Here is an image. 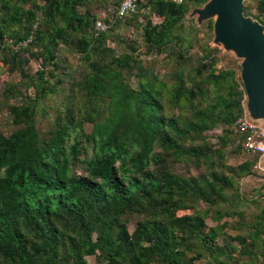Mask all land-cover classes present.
<instances>
[{
	"label": "trees",
	"instance_id": "obj_1",
	"mask_svg": "<svg viewBox=\"0 0 264 264\" xmlns=\"http://www.w3.org/2000/svg\"><path fill=\"white\" fill-rule=\"evenodd\" d=\"M91 1L0 0V69L20 77L0 85L13 126L0 131V264H89V256L105 264H195L198 250L226 264L214 256L227 225L220 222L242 199L233 177L255 176V158L232 171L224 163L243 140L235 127L243 85L231 71L216 73V48L202 47L194 63L185 45L186 15L208 0H141L123 18L116 17L122 0H104V19ZM255 9L264 28V0ZM97 21L104 32H95ZM121 24L139 29L142 53L132 44L115 55L110 33ZM60 47L78 56L79 68H69ZM162 54L176 65L169 86L141 59ZM31 60L39 62L35 73ZM64 85L72 95L40 136L38 106ZM216 126L223 132L215 149L203 133ZM188 162L204 170L176 172ZM200 202L210 211L197 210ZM236 239L247 254L264 244L263 214Z\"/></svg>",
	"mask_w": 264,
	"mask_h": 264
},
{
	"label": "rangeland",
	"instance_id": "obj_2",
	"mask_svg": "<svg viewBox=\"0 0 264 264\" xmlns=\"http://www.w3.org/2000/svg\"><path fill=\"white\" fill-rule=\"evenodd\" d=\"M28 2L30 3L32 2V0H28ZM256 2L257 0H245L243 3V9L246 8V12L244 11V15L252 18L253 20H256L255 18L257 15L255 9ZM90 9L93 13L96 14L98 18L104 19L108 17V12L106 10L104 0H92ZM192 10L186 15V19L183 24V35L188 38V43H186L185 45L187 46L188 44H190L191 47L189 49V54L194 59V63L196 62L198 57H201L202 47L208 46L211 49L216 48L218 50V53L215 55V58L217 59L215 65L216 73L223 70L231 71L233 73V80H235L236 82H241V60L237 59L233 53L224 51L221 46H216L213 44V29L210 30L209 28V25L213 24V19H209L207 21H203L200 24H197L196 17H190V13L192 12ZM190 19L194 22V26L196 27V29L191 27L192 25L190 24ZM112 20H114V18ZM151 21L153 24H158L160 22V19L153 16L151 17ZM139 22H141V19L139 20ZM132 44L138 48L137 52L142 53L144 51V46L142 45L139 29H134L132 26L129 27L121 24L116 26L110 33L109 45L110 48L114 50L115 55L125 53L127 51V46ZM59 54L61 58L66 59L69 68H71L72 70H76L77 68H79L80 62L77 55L64 50L62 47H60ZM141 59L143 60L144 67L147 70L151 71L155 76H157L159 80H161L168 86L172 83L173 80L170 74L176 69V65L174 64V62L169 61L166 54L157 56L142 55ZM37 69H39V62L31 60L30 72L35 73ZM19 80L20 77L18 75H10L8 74V72L0 69V85H2L3 83H15ZM128 82L132 87H137L138 80L133 75H130L128 77ZM71 95L72 92L70 90V87L64 85L56 94L49 95L40 102L36 117V128L40 136H45L51 129L54 124L56 112L63 108L68 96ZM0 100H2L3 103L6 102V100H3L1 96ZM73 100L78 101L79 95L75 94ZM16 102L17 101H14L13 99L8 100L9 104H15ZM245 104L246 97H244L242 101V114L240 115V117L243 115V113L247 112ZM166 111L167 113H169V109H167V106ZM183 113L186 116L190 115L189 111L187 110ZM90 128V125H85L86 132H88ZM12 130L13 126L9 120L7 110L1 105L0 131L3 133H9ZM222 132V126H216L215 128L204 132L203 135L208 138L210 144L213 146V148L216 149L219 147L218 137L221 136ZM234 135L236 134L233 131L232 137ZM239 147L240 148L238 152H236L235 154L231 152L225 153L224 163L231 169V171L233 169L237 170V167L243 162H252L254 158L256 162V156L249 155L244 150L242 139ZM226 148L228 149L229 147ZM175 170L181 175L196 176L199 172L203 171L204 168L196 167L193 163L188 162L176 166ZM229 172L227 171L225 174L229 176ZM233 181L238 189L239 196L242 199L239 200L240 202L235 208V215L225 217L220 222H226L227 225L224 227L221 234L217 237V241L215 244L216 246H218L220 251L216 252L214 256H216L218 260L225 261L226 264H264V259L262 258V247H264V244H260L256 246V248L250 249L251 253L247 254L244 248L240 247L236 239L239 236L245 235L252 229L253 223L258 215L263 214L264 218V183L262 180L256 178L255 176H249L242 179L233 177ZM226 192L228 195H230V191ZM196 209L210 211L207 205L202 202L196 204ZM205 222L207 226L215 225V223H213L210 218H207ZM134 225L135 222L134 219H132L128 227L130 232L133 230ZM198 251L199 257L195 261V264H214L211 256L207 254V252H205L204 250ZM86 260L89 264H105L97 256L86 257Z\"/></svg>",
	"mask_w": 264,
	"mask_h": 264
},
{
	"label": "water",
	"instance_id": "obj_3",
	"mask_svg": "<svg viewBox=\"0 0 264 264\" xmlns=\"http://www.w3.org/2000/svg\"><path fill=\"white\" fill-rule=\"evenodd\" d=\"M244 1L208 0L193 9L190 17H196L197 24L213 19V44L241 60L246 111L250 119L264 125V28L244 15ZM255 177L264 180V175Z\"/></svg>",
	"mask_w": 264,
	"mask_h": 264
},
{
	"label": "built area",
	"instance_id": "obj_4",
	"mask_svg": "<svg viewBox=\"0 0 264 264\" xmlns=\"http://www.w3.org/2000/svg\"><path fill=\"white\" fill-rule=\"evenodd\" d=\"M141 0H122L117 10L116 17L123 18L135 11L137 2ZM174 3H181L183 0H171ZM106 24L101 21L95 23L96 33L104 32ZM236 129L243 135V148L249 155L256 156V162L252 166V173L257 176L264 175V125L262 121L250 119L247 112L243 113L235 122ZM264 183V180H262Z\"/></svg>",
	"mask_w": 264,
	"mask_h": 264
}]
</instances>
